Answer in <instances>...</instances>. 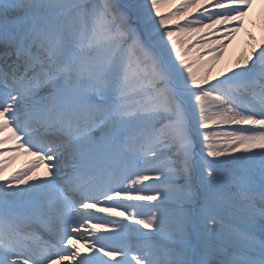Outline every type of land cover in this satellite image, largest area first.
<instances>
[{"label":"snow or ice","instance_id":"obj_1","mask_svg":"<svg viewBox=\"0 0 264 264\" xmlns=\"http://www.w3.org/2000/svg\"><path fill=\"white\" fill-rule=\"evenodd\" d=\"M0 264H264V0H0Z\"/></svg>","mask_w":264,"mask_h":264},{"label":"bare ground","instance_id":"obj_2","mask_svg":"<svg viewBox=\"0 0 264 264\" xmlns=\"http://www.w3.org/2000/svg\"><path fill=\"white\" fill-rule=\"evenodd\" d=\"M258 11H259V6L258 5H256V6H254V8H253V12L254 13H258ZM243 33H241V34H239L238 35V37H237V40L233 43V45L232 46H230L229 47V50H228V52L225 54V57H224V60L221 62L222 64L223 63H226L230 58H232V57H234L236 54H237V52L242 48V46H243ZM27 159H30V157H27V156H21L14 164H13V166H12V169H10V171L11 170H13V169H16V168H19L20 167V165L25 161V160H27ZM43 170H41V172H42Z\"/></svg>","mask_w":264,"mask_h":264}]
</instances>
